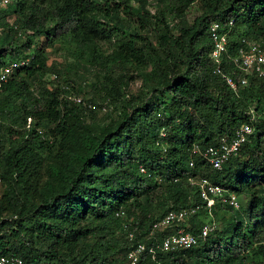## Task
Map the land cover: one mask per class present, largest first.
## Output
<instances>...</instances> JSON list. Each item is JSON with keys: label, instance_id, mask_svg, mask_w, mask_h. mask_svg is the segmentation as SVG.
I'll list each match as a JSON object with an SVG mask.
<instances>
[{"label": "trees", "instance_id": "obj_1", "mask_svg": "<svg viewBox=\"0 0 264 264\" xmlns=\"http://www.w3.org/2000/svg\"><path fill=\"white\" fill-rule=\"evenodd\" d=\"M11 17L17 31L5 21ZM230 20L231 57L241 38L264 49V0H9L0 10V66L30 60L0 89V140L21 136L0 147V256L25 264H127L141 244L135 264H264V78L247 76L233 92L209 58V25ZM38 39L42 46L33 47ZM48 49L73 59L66 69L75 77H83L81 69L103 72L91 99L74 101L79 95L48 65ZM221 64L241 77L229 60ZM115 68L123 72L114 75ZM131 72L144 88L128 96ZM47 74L54 76L49 83ZM108 106L115 114L97 120ZM243 124L253 131L220 170L191 153L230 139ZM196 176L244 195L247 205H216L209 216L188 182ZM197 206L188 227L152 232L169 212ZM155 208L162 213L155 216ZM214 218L220 225L205 242L154 250L152 259L149 250L169 235L181 228L196 234Z\"/></svg>", "mask_w": 264, "mask_h": 264}, {"label": "built area", "instance_id": "obj_2", "mask_svg": "<svg viewBox=\"0 0 264 264\" xmlns=\"http://www.w3.org/2000/svg\"><path fill=\"white\" fill-rule=\"evenodd\" d=\"M234 22L230 20L227 26H223L218 22H213L209 25V37L212 44V49L209 55L211 63L214 65L215 75H219L225 84L233 91L237 92L240 87L247 84V76H256L257 78H264V49L262 46L253 40L241 38L240 45L236 49V54L231 57L228 53V39L233 28ZM16 29L15 27H13ZM3 32V27L0 25V35ZM226 59L240 72L239 78L234 79L225 74L222 68V61ZM28 61H21L14 63L8 67L0 69V88L12 75L16 68L25 66ZM75 102H80L74 99ZM250 121L254 119L252 111L250 112ZM253 129L250 124H243L238 127L230 139L221 137L216 146H209L205 149H199L197 146L192 147L191 153L195 156H200L212 170H220L222 166L230 159L239 155L241 146L246 142L248 136L251 135ZM47 138V136H46ZM193 167V160L189 163ZM141 173H145L144 168H140ZM190 185L194 186L196 194L204 203L203 208L210 214L212 208L218 205H228L234 209L239 208L237 196L234 193L212 185L207 179H200L190 177L188 179ZM201 206L183 210L180 212H169L159 223L153 226V231L160 228L170 227L172 224H182L192 215H194ZM213 230V227L204 226L198 235L187 232L185 228L179 229L174 234L166 237L160 244H156L153 249L149 250L152 259H154V250L162 252L185 250L196 246L200 239H205L207 235ZM132 238V235L129 236ZM144 247L139 244L136 249L128 253V264H135L141 255ZM0 264H25L23 260L15 255L0 256Z\"/></svg>", "mask_w": 264, "mask_h": 264}, {"label": "rangeland", "instance_id": "obj_3", "mask_svg": "<svg viewBox=\"0 0 264 264\" xmlns=\"http://www.w3.org/2000/svg\"><path fill=\"white\" fill-rule=\"evenodd\" d=\"M150 10L153 12V8H150ZM34 46H42V39H38L35 40L33 42V47ZM58 48V46H57ZM106 50V47H103ZM47 51V55H48V65H55V69H58L59 71H61L62 73V78H68L69 80H71V85L76 89V92L78 93L79 97L75 98L78 99L80 101V99H84L85 101L91 99L92 97V91H91V84H95V83H100L102 81V75L103 72L99 71L95 68H87V69H81L79 70V72L82 71L81 75L83 76L82 78L79 77H75L74 76V69H66V66L70 63H72L73 59L69 56L66 55V52L64 51H60L59 49H48ZM86 68V67H85ZM123 71H121L120 69H113V74L114 75H118L119 73H122ZM132 73V74H131ZM130 74L133 75V78L128 80V86L123 88V91L125 92L126 95L131 96V95H137L139 94L142 90H143V80L140 76H138L137 74H134L133 72H131ZM52 74H47L43 77L44 81H46L47 83H49L53 77L51 76ZM165 98V97H164ZM165 100L167 101L168 98L166 97ZM114 108L112 106H108L105 111H101V113L97 114V120H102V119H107L109 118L107 115H114L115 112H113ZM106 119V120H107ZM90 120V118L88 117V121ZM1 118H0V123H1ZM3 123V122H2ZM30 124V119L27 120V128H29ZM21 136L17 135L12 137L11 139L8 138L5 142H2L0 140V147L2 148H7L9 146H11V143L15 142L18 144V142L20 141ZM11 141V142H10ZM238 198V202L240 203L241 206H246L248 203V199L244 196V195H239L237 196ZM158 213H162V211L160 209H156L153 211V214L156 216ZM219 217H221V215H223L224 218H228L229 215L225 214V212H222L221 210L218 211ZM214 222L216 224V226L220 225L217 222V219L214 218ZM221 220V219H219ZM223 220V219H222ZM204 222H207L206 219H204ZM188 221H187V225H188ZM162 229V228H161ZM166 230V229H163ZM168 230V229H167Z\"/></svg>", "mask_w": 264, "mask_h": 264}, {"label": "clouds", "instance_id": "obj_4", "mask_svg": "<svg viewBox=\"0 0 264 264\" xmlns=\"http://www.w3.org/2000/svg\"><path fill=\"white\" fill-rule=\"evenodd\" d=\"M8 3H9V0H0V10L2 11V10H5V9H7V5H8ZM5 21H7L8 23H10V26L13 28V27H15L16 29H14L13 28V30H15V31H17V27L15 26V25H13L12 24V22L14 21V18L13 17H11V18H7ZM1 25V24H0ZM2 26V25H1ZM3 27V26H2ZM4 32H5V27H3V32H2V34L0 35V38L3 36V34H4ZM25 35L26 34H24L22 31H18V32H16V37L18 38V39H24V37H25ZM25 60H27L28 61V63H29V58H26V59H22V60H20V61H16V62H11V63H7V64H5V65H1L0 66V69H2V68H4V67H8V66H10V65H12V64H14V63H19V62H21V61H25ZM26 66H28V64L27 65H25V66H20V67H18V68H16L15 70H14V72H13V75L6 81V82H8L11 78H13V76L16 74V72H17V70L19 69V68H21V67H26ZM54 77V76H53ZM5 82V83H6ZM5 83H3L2 84V86L5 84ZM1 86V87H2ZM1 89V88H0ZM237 196V195H236ZM237 200H238V198H237ZM216 205H218V204H216ZM215 205V206H216ZM239 205H240V203H239ZM222 206V205H221ZM223 206H226V205H223ZM227 207H230V208H232L231 206H228L227 205ZM241 207V205L239 206V208ZM238 208V209H239ZM213 209V208H212ZM233 210H238V209H234V208H232ZM198 212V211H197ZM196 212V213H197ZM195 213V214H196ZM208 213V212H207ZM194 214V215H195ZM209 214V213H208ZM212 214L210 213L209 214V216H211ZM210 220H212V221H210ZM210 220H207V222H204V225L203 226H201V228L199 229V231L196 233V234H194V235H198V234H200L201 233V231H202V228L204 227V226H209V227H213V230L207 235V237L208 236H210L211 234H213L214 233V231L217 229V226H216V224H215V222L213 221V219H210ZM187 221V220H186ZM186 221L185 222H183L184 223V225H185V228L186 227H188V225L186 224ZM165 228H169V227H165ZM192 234V233H191ZM207 237L205 238V239H200L199 241H198V243H197V245L196 246H198V244H199V242H205V240L207 239ZM196 246H193V247H196ZM193 247H191V248H193ZM129 263V259H128V255H127V264Z\"/></svg>", "mask_w": 264, "mask_h": 264}]
</instances>
